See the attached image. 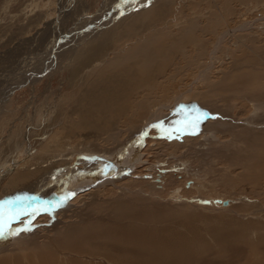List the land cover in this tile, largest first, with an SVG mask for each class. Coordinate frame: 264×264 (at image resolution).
<instances>
[{
  "label": "rangeland",
  "instance_id": "rangeland-1",
  "mask_svg": "<svg viewBox=\"0 0 264 264\" xmlns=\"http://www.w3.org/2000/svg\"><path fill=\"white\" fill-rule=\"evenodd\" d=\"M133 18L138 28L127 32ZM108 29L107 63L128 65L145 42L170 44L151 82L118 97L115 109L126 112L111 129L122 131V146L137 144L135 158L101 157L113 148L106 135L87 139L73 113L91 83L71 72L76 50ZM0 85V264H107L66 254L61 237L137 211L165 219L151 228L181 235L195 264H264V0H0ZM66 167L81 172L84 188L65 178L30 183ZM16 172L35 175L17 182ZM243 230L248 241L236 237Z\"/></svg>",
  "mask_w": 264,
  "mask_h": 264
},
{
  "label": "bare ground",
  "instance_id": "bare-ground-1",
  "mask_svg": "<svg viewBox=\"0 0 264 264\" xmlns=\"http://www.w3.org/2000/svg\"><path fill=\"white\" fill-rule=\"evenodd\" d=\"M145 14L149 15L148 13H145ZM151 15L153 16V20L154 18L156 17L158 18V16H161V14L156 12V10ZM141 20H143V18L140 17V23H141ZM138 21H139V18H135V19L133 18V20H131V24L128 26H125V27H128L126 28V30L128 29L127 32L137 29ZM104 26H105V23H103L102 26H99V29H101ZM147 27L149 26H146L145 28ZM123 33L124 32H121L119 33V35ZM113 35H114L113 30L108 29L104 31L103 33L99 34L98 36L94 37L92 40L87 41V36H86L85 40L81 42L85 44L83 49L82 50L80 49L81 51L78 49L76 50L79 52L75 56L74 64L73 65L71 64L72 65L71 72L74 75L80 74L83 85H85V83L88 81H91V83H90V86H88L83 91L82 97H81L83 98L82 101L79 100V102L75 104L73 113L77 115V117L79 118V124L77 125V127L81 129V131H84L85 137L87 139H89V137L91 136V132H93L95 135L98 133L99 134L103 133L106 135L104 142L106 143V145H110V147H113V148L108 149V150L102 149L100 151L101 157L115 158V157H119L120 155H126V156L132 155L135 158L136 156L135 148L137 147V144H134V142H132L130 145L122 146V142L120 139L122 131H120L119 129L117 131L118 133L113 135L114 132L111 129V124L114 121V119H116V116L119 114L124 115L126 112V107H123L120 111H117L115 109V108L122 107L119 104H117L119 100L118 97L124 93H127L130 90L129 88L135 87L138 84H142V82L146 84H149V82H151L150 79L152 75L156 73L158 74L160 70L159 67L154 66V64L152 63L157 60L156 62L160 64L162 60L168 58L166 57V54H167L166 50L170 51L168 49L170 48L169 46L170 44L167 46H165V44H162L159 47L157 46L151 47V43L147 42L148 43L147 45V43L145 42V44H143L142 46H138L137 48L134 49L132 56L135 55L136 59H132L134 60L133 62H131L130 60L128 65L123 64V62L119 64L117 62L107 63L106 62L107 56L104 53V50L105 49H107L108 51L110 50L111 44L113 42L112 38L115 37ZM136 55L139 58H137ZM170 57L171 56H169V58ZM158 58L161 60H159ZM148 68H153V69L151 71H148ZM27 74H29V72H26L25 75ZM96 74L98 76L97 78H94ZM25 78L26 77H23L21 80H25ZM0 90L2 89L0 88ZM121 102L122 101H119L118 103H121ZM153 117H154V114H152L149 117L150 123L146 122L145 125L141 127V129L144 127L147 129L151 127L153 125V122H152ZM105 126H110V127L105 128ZM131 130L132 129L130 126H128L126 129V131L128 132ZM259 145H260L259 143L256 144L257 147H259ZM175 148H178V147L175 146ZM84 150L90 153L89 151L90 149L84 148ZM91 164H89L90 168H91ZM95 165L99 166L98 164H94V166ZM244 165L245 164H241V168L247 171ZM246 166H247V163H246ZM259 166L260 165L258 163V160H256L254 162V167H252L253 173L256 172ZM96 169L100 170V167ZM87 170H88V166H84L82 169V173L84 174L85 172H87ZM48 172H51V174L49 173L43 174L41 175V177H39L38 179L34 181L29 180L32 176L35 175L33 174V172L30 175L26 174L25 172H18V173L16 172L17 174H15L13 181H17V182L26 181L28 183L30 181L31 185H34V187L36 186L40 187L41 183L48 184L49 182L53 181L54 182L53 184H55L59 180L65 178V179H68L65 187L72 183L74 184V187L77 189H82L85 187L80 182V177H81L80 171H73L70 168L66 167V168L61 169L60 171L52 170ZM55 176H59V178L56 180L53 178ZM40 180L42 181L40 182ZM37 182H40V183L36 184ZM87 185L88 183L86 184V186ZM15 186L12 188H15ZM67 189L68 191L71 190L70 188H67ZM12 200H16V197H13L7 200V203H10ZM37 201L38 200H36L35 202ZM35 202L28 201L27 205H31L36 208H39ZM46 203H49V201ZM23 205L24 204H22L20 207H22ZM226 205H227V202L223 204V206H226ZM28 214H29L30 219L34 217V215L32 214L30 213ZM115 214L116 216L114 217V219H111V221L99 222V223H95L90 226H84L82 228L77 229L76 231L66 232L61 237V243L59 245L60 248H62V250L65 251L66 254L68 255L70 252H72V253H76L80 257L84 255V257H87L88 259L90 257H93V258L99 257L100 259H102L103 262H107V264H195L197 262L198 258L195 257V255L192 254L193 251L190 250L191 245L187 246V244H185L184 241L182 240L183 238L181 237V235L178 236L176 233H174L173 234L174 238L171 239L167 235L172 234L173 232L167 233V231L165 230H162V232H160V230L159 231L157 230L158 228L156 227L155 224L153 225L155 227L151 228L152 223L154 222L155 219L158 218L159 221H163V220L165 221V219L158 217L159 214L157 212L145 211L143 213L142 211H137V213L135 214H133L132 212L122 214V212H119L120 215H118L115 212ZM167 224L169 225L166 226L165 228L168 231H170L171 229L170 228L168 229V227H170L172 223H167ZM245 231L243 230V233H239L238 235H236V237L238 236L248 241L247 238L249 237L252 238L251 236L252 231L250 230L251 232L249 236H247L248 234L246 235L247 232ZM224 236H226L227 238H230L226 234L223 235V237ZM227 241H228L227 239H223V240L221 239L219 241V244L223 246V243H227ZM215 242H218V241H215ZM254 244H257V243L255 242ZM259 245H263V244H259ZM98 247H101V249H99ZM106 248L108 250H106ZM249 249L252 251V253H258V250L260 248L251 247ZM118 250L121 252H124L122 256L116 255V253H118L117 252ZM262 256L264 258V255ZM41 264H87V262H83L82 260H75V259L71 260L70 257H65L61 260L57 259L55 261L51 257L47 259H45L44 257Z\"/></svg>",
  "mask_w": 264,
  "mask_h": 264
},
{
  "label": "water",
  "instance_id": "water-1",
  "mask_svg": "<svg viewBox=\"0 0 264 264\" xmlns=\"http://www.w3.org/2000/svg\"><path fill=\"white\" fill-rule=\"evenodd\" d=\"M49 200V199H48ZM222 202V204H225L226 203V201L225 200H223V201H221ZM53 205L54 204H52V205H49L48 207H47V209H44V210H51L52 208H53ZM41 211H43V210H40V211H38V212H41ZM47 212H50V211H47Z\"/></svg>",
  "mask_w": 264,
  "mask_h": 264
},
{
  "label": "snow or ice",
  "instance_id": "snow-or-ice-1",
  "mask_svg": "<svg viewBox=\"0 0 264 264\" xmlns=\"http://www.w3.org/2000/svg\"><path fill=\"white\" fill-rule=\"evenodd\" d=\"M22 230H27V229H22ZM0 235H2V231H0Z\"/></svg>",
  "mask_w": 264,
  "mask_h": 264
}]
</instances>
